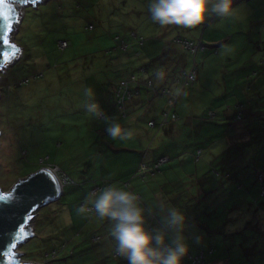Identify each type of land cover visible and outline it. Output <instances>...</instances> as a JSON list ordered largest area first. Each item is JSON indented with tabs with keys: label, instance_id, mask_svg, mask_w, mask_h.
I'll use <instances>...</instances> for the list:
<instances>
[{
	"label": "rangeland",
	"instance_id": "374dc122",
	"mask_svg": "<svg viewBox=\"0 0 264 264\" xmlns=\"http://www.w3.org/2000/svg\"><path fill=\"white\" fill-rule=\"evenodd\" d=\"M11 4L17 17L9 41L18 48L0 71V192H10L22 178L55 163L76 183L35 211L34 234L18 247L21 258L45 264H128L113 252L110 223L103 227L92 213L76 211L94 184L106 180L136 192L145 207L163 202L183 211L189 251L182 264H194L190 256L200 250L206 262L264 264V203L256 180L258 167L264 170V0L235 1L238 20L214 15L196 29L153 23L148 0ZM132 32L143 36V45ZM116 36L125 39L127 51L117 48ZM177 37L202 41L203 49L194 55L173 43ZM59 40H67L68 47L59 49ZM129 56L125 66L139 78H150L154 87L159 74H173L171 88L180 96L175 137L162 136L172 121L147 126L151 117L162 120L165 97L155 96L157 106L133 113L126 109L128 116L116 106L113 67ZM193 66L196 81L179 92L176 79ZM85 86L94 89L106 115L132 130L130 140H112L103 119L85 111ZM238 101L247 104L248 121L228 127ZM211 111L215 121L208 117ZM242 130L257 155L253 148L235 154L227 147V140L241 141L237 132ZM160 156L166 162L150 174L149 161ZM141 164L147 168L138 173ZM253 202L257 215L250 214ZM188 204H194L192 211ZM216 205L214 216L203 214V208L209 212ZM228 211L232 222L226 220ZM146 219L147 226L155 221L154 228L161 227L158 210Z\"/></svg>",
	"mask_w": 264,
	"mask_h": 264
},
{
	"label": "clouds",
	"instance_id": "9594fccd",
	"mask_svg": "<svg viewBox=\"0 0 264 264\" xmlns=\"http://www.w3.org/2000/svg\"><path fill=\"white\" fill-rule=\"evenodd\" d=\"M147 10L150 20L160 27L175 25L196 29L213 15L221 19L240 18L239 8L233 7V0H148ZM83 95L86 98L83 105L85 111L103 119L108 137L120 141L133 137L131 129L105 114L92 87L85 86ZM47 167L50 169V166ZM154 210H158L162 226L149 229L146 218ZM76 211L79 214L91 212L100 220L110 222L115 253L126 259L128 264H182L188 254L189 245L183 234L186 227L183 211L163 202L145 207L141 196L126 186L110 184L90 192L85 197V204Z\"/></svg>",
	"mask_w": 264,
	"mask_h": 264
},
{
	"label": "water",
	"instance_id": "95a60500",
	"mask_svg": "<svg viewBox=\"0 0 264 264\" xmlns=\"http://www.w3.org/2000/svg\"><path fill=\"white\" fill-rule=\"evenodd\" d=\"M38 1L0 0V71L18 48L9 41L17 17V9L11 3L35 5ZM62 193L58 176L48 167L22 178L10 192H0V205L11 206L5 218L0 219V264H28L17 250L21 243L31 238L30 221L38 208L59 199Z\"/></svg>",
	"mask_w": 264,
	"mask_h": 264
},
{
	"label": "trees",
	"instance_id": "16d2710c",
	"mask_svg": "<svg viewBox=\"0 0 264 264\" xmlns=\"http://www.w3.org/2000/svg\"><path fill=\"white\" fill-rule=\"evenodd\" d=\"M235 1H238V0H233V3L235 2ZM90 26H92L91 28H90ZM88 28L89 29H93V25H89L88 26ZM132 34L134 35V37H136L137 39H138V41H139V43L140 44H144V38H143V36H139V35H137V33L136 32H132ZM61 41H65V42H67V40H59L58 41V48L59 49H61V50H63V49H65V48H67L68 47V42H67V46L66 47H64V48H61L60 47V42ZM116 41H117V43H118V47L117 48H119L120 50H123L124 52L125 51H127V48H128V44L125 42V39L124 38H122V39H120L119 38V36H116ZM124 43H126V47H124L123 48V46L122 45H124ZM173 43H175V44H180L184 49H186V50H189L191 53H193L194 55H196V53L198 52V50L201 48V49H203V44H202V41H199V43L197 44L196 42H194V41H189V40H187V39H182V38H180V37H177V38H175L174 39V42ZM191 44V46H194L195 47V50L194 51H192V49L190 48H187V46H186V44ZM20 47V46H19ZM126 53H128V52H126ZM137 53V52H136ZM264 61V60H263ZM141 69H143V71L144 72H147V68H146V66L144 65ZM191 71H195L196 72V79H197V75H198V72H197V70L195 69V66H193L192 67V70ZM187 73H189V71H185V69L183 70V72H182V78H177L176 79V81H175V83H174V85H175V89H178V91L179 92H181V91H183L184 89H185V87L186 86H188V85H192L195 81H196V79H195V81L194 82H189V83H187L186 82V75H187ZM23 82H27V80H23V81H20L19 82V84H21V83H23ZM124 82V84H122ZM141 82H142V84L147 88V89H149V90H151V91H153L157 96H163V97H165L166 98V107L161 111V118H162V120L160 121V122H156L155 120H150V121H148V125L150 126V127H155V126H162L165 122H167V121H169V120H172L171 119V117H170V114L173 112V113H175L176 114V116H177V113H176V111H175V108H176V105H177V103H178V101H179V98H180V96H179V94L177 93H174V91L172 90V88L171 87H164V86H162V87H154V83H153V81L150 79V78H147V79H143V78H139L136 74H134V72L133 73H131V74H129L128 76H126V77H123V78H120L116 83H115V85H114V87H113V92H114V95H116V97H115V102H116V106L118 107V108H120V109H122L123 110V116H126V102H128V101H130L131 99H132V97H133V90H132V88H131V84H141ZM128 89V90H127ZM125 91H127V92H125ZM169 94L170 95H172L173 96V99H174V101H173V103L171 104V105H169V101H167L168 100V98H169ZM168 97V98H167ZM246 103H244V102H236V104L234 105V108H233V110H234V112H233V115L231 116V118L230 119H228L226 122V124H227V126L228 127H231L232 125H234L235 123H243V122H245V120H246V115H245V109L247 108L246 107ZM169 113V114H168ZM256 115V114H255ZM258 115V114H257ZM208 117H209V119H211V121H215L216 120V118H217V114H216V112H209L208 113ZM246 121H248V120H246ZM150 122L151 123H154L153 125L152 124H150ZM239 123V124H240ZM260 124V123H259ZM247 128H248V132H250L251 131V128L249 127V126H247ZM246 128V129H247ZM250 128V129H249ZM245 130H242L241 132H237V136L238 137H241V141H230V140H227L228 141V144H227V147L230 149V150H233L234 149V152H235V154H238V153H244L246 150H247V148H253L254 149V153L257 155V149H255V146L253 145V143L252 142H250V140H249V136L248 137H245L244 135H246L245 134V132H244ZM200 150V149H199ZM201 152V150L198 152V153H200ZM161 157H165V156H161ZM161 157H158V158H156L153 162H151V163H149L150 165H152V167H151V171H150V174H154L156 171H158L159 170V168H160V165H158L156 168H155V164H157V162L159 161V159L161 158ZM255 162H256V165L255 166H257V164H258V157L255 159ZM52 167L53 166H56L57 168H58V170H59V174H63V175H66L68 178H69V180H71L72 181V183H70V184H66V185H64V186H71V185H75L76 183H75V181L73 180V178L72 177H70L66 172H64L56 163H55V165H51ZM138 168H139V166L137 167V172L139 173V172H141V171H138ZM257 168V167H256ZM260 173H262L261 174V180H259V174ZM214 176H215V178L216 177H220L221 176V172L220 171H218L217 169H215V174H214ZM256 180H257V182H258V184H259V186H260V200H261V203H264V170L263 169H261V168H259L258 167V169H257V171H256ZM104 183H105V185H109L110 184V182L108 181V182H101V183H95L94 184V186H96V185H104ZM64 186L62 187V188H64ZM93 186V187H94ZM92 187V188H93ZM91 188V189H92ZM91 189H90V191H89V193L91 192ZM210 202V201H209ZM217 202V201H216ZM215 202V203H216ZM85 204V201H82L81 202V206H83ZM213 204V203H212ZM214 205V204H213ZM187 206H189V208H191V211L193 210V206H194V204H188ZM216 207H217V205L216 206H213L211 209V211H209V212H207L206 210H205V208H203V214L204 213H206V214H209V215H211V216H214L215 214H216ZM250 207L254 210V211H250V214H254V215H257L258 213V210H259V206H255V202H253V203H250ZM226 209H228V210H231V207H226ZM190 210V209H189ZM229 212L230 211H228L227 212V218H226V220L228 221V222H232V221H234L235 220V218H233V217H231V215H229ZM94 217H96L94 214H92ZM251 223L252 222H246V226H248V225H251ZM149 225H150V227H149ZM149 229H154V223L152 222V223H149L148 224V226H147ZM237 231V230H236ZM213 248H210V251H209V253L210 252H213ZM113 252H115V250L113 251ZM201 252L202 253H204V264H206V261H205V259H206V256H207V254L205 253V251L204 250H201ZM199 254V253H198ZM118 257V256H117ZM190 258H191V260H192V262H193V259H192V257L190 256ZM194 263V262H193ZM194 264H196V263H194Z\"/></svg>",
	"mask_w": 264,
	"mask_h": 264
},
{
	"label": "crops",
	"instance_id": "0c3cea01",
	"mask_svg": "<svg viewBox=\"0 0 264 264\" xmlns=\"http://www.w3.org/2000/svg\"><path fill=\"white\" fill-rule=\"evenodd\" d=\"M130 61H131V58L129 56V59L128 60L127 59L120 60V62H118V64H115L114 67L112 66L114 68V72L116 71L118 73V78L115 80V83L120 78L126 77L129 74L133 73V71H130V68L129 67L125 66V65L129 64ZM148 71L149 70H147V72ZM169 72H166V75H164V73L159 74L158 81L156 83V87L157 88L158 87H162V86H164V87H167V86L168 87H171L172 86V84H173L174 81H172V77L171 76L173 74H171V73L169 74ZM114 85H113V87H114ZM143 86L144 85L142 84V82H141V84H134V83L131 84V88L133 90V97L130 100L131 103L129 102L130 104L128 103L129 105H126V109H128L130 111V113H133L136 110L138 111V109H140V107L141 106H144V105L150 107V105L152 103H154L155 106H157L158 104H160V101H158L157 99H155V96H157V95L153 91H147L148 89L146 88L145 92L144 93L142 92V87ZM174 87H175V85H174ZM158 98H160V97H158ZM179 101H180V98H179ZM179 101H178V103H179ZM178 103H177V105H178ZM131 104H133V105H131ZM177 105H176V107H177ZM129 106H131V110H130V107ZM126 112H127V110H126ZM128 114L129 113L127 112L126 113V116H128ZM177 119H178V115L176 116V119L169 120V121H172V122H169L168 125L164 128V135H162V136H165V133H166V135H170V137H175L178 134L177 131H178L179 128L174 126L175 125L174 123L176 122L175 120H177ZM150 120H154V119L151 117V118L148 119V121H150ZM155 121L158 122V120H155ZM147 124H148V122H147ZM147 126H149V125H147ZM162 126L164 127V125H162ZM162 126H159V128L162 127ZM162 140H164V139H162ZM157 144L159 145V142L158 141H157ZM199 151L200 150H198V152ZM148 154H149L148 152L146 154H144V157H145V155L147 156ZM155 159L156 158L151 159L149 161V163H151V161H154ZM103 182H108V181L104 180ZM101 222H102V226L103 227H105L108 223H110L107 220H102ZM153 223H155V221ZM160 226H162V225H160ZM54 250H57V249H54ZM46 253H48V252L46 251ZM95 254H99V252H97ZM36 261H40V260H36ZM218 262H220L219 259H212L210 262H206V264H208V263L209 264H217Z\"/></svg>",
	"mask_w": 264,
	"mask_h": 264
},
{
	"label": "built area",
	"instance_id": "2783aa9c",
	"mask_svg": "<svg viewBox=\"0 0 264 264\" xmlns=\"http://www.w3.org/2000/svg\"><path fill=\"white\" fill-rule=\"evenodd\" d=\"M91 27H92V26H90V28H91ZM59 44H60V47H61V48H64V47L67 46V42H65V41H61ZM122 46H123V48L126 47V43H124V45H122ZM186 46H187V48H189V49L191 48L192 51L195 50V47H194V46H191V44H188V43H187ZM263 67H264V62H263ZM195 79H196V72H195V71H190L189 73H187V75H186V82H187V83H189V82H194ZM122 84H124V82H123ZM127 90H128V89H127ZM125 92H127V91H125ZM168 101H169V105H171V104L173 103V101H174L173 96L170 95V94H169ZM168 114H169V113H168ZM170 117H171L172 120H173V119H176V114L172 112V113L170 114ZM150 124L153 125L154 123H151V122H150ZM166 160H167L166 157H161V158L159 159V161L157 162V164H155V168H156L158 165H160L161 163L166 162ZM146 168H147V167H146L145 164H141V165H139L138 171L145 170ZM50 169H52L53 172H55V173L58 175L61 186H64V185H66V184H70V183H72V181L69 180V178H68L66 175L59 174V170H58V168H57L56 166H53V167L50 166ZM109 185H110V184H109ZM105 186H107V185H105V183H104V185H101V186H100V185H96V186H94V187L91 189V192L96 191V190H98V189H101V188H103V187H105ZM90 213H91V212H90ZM92 214H94V213H92ZM32 233H33V232H32ZM94 239H96V238H94ZM53 253H56V252L53 251ZM115 255L118 256L117 254H115ZM192 259H193V262L196 263V264H204V253L200 252V253L197 254L195 257H192ZM26 263H28V264H38V263L45 264V263H42V262H26Z\"/></svg>",
	"mask_w": 264,
	"mask_h": 264
},
{
	"label": "snow or ice",
	"instance_id": "6c2138e0",
	"mask_svg": "<svg viewBox=\"0 0 264 264\" xmlns=\"http://www.w3.org/2000/svg\"><path fill=\"white\" fill-rule=\"evenodd\" d=\"M10 205H0V219L5 218L6 214L10 212Z\"/></svg>",
	"mask_w": 264,
	"mask_h": 264
}]
</instances>
